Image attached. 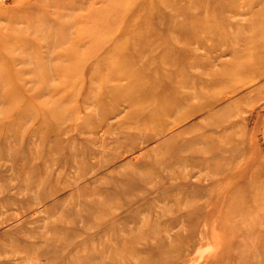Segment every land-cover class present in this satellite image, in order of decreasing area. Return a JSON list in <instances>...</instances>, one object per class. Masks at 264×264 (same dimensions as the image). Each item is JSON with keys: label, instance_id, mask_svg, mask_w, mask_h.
Here are the masks:
<instances>
[{"label": "rangeland", "instance_id": "374dc122", "mask_svg": "<svg viewBox=\"0 0 264 264\" xmlns=\"http://www.w3.org/2000/svg\"><path fill=\"white\" fill-rule=\"evenodd\" d=\"M0 264H264V0H0Z\"/></svg>", "mask_w": 264, "mask_h": 264}, {"label": "bare ground", "instance_id": "6f19581e", "mask_svg": "<svg viewBox=\"0 0 264 264\" xmlns=\"http://www.w3.org/2000/svg\"><path fill=\"white\" fill-rule=\"evenodd\" d=\"M194 28H197V26L194 27ZM212 28H213V27H212ZM204 29H205V28H204ZM175 33H176V32H175ZM174 35L176 36V34H174ZM174 35H173V36H174ZM194 35H195V34H194ZM196 36H197V35H196ZM187 37H188V36H187ZM194 38H195V37H194ZM194 38H193V39H194ZM258 39H260V38L258 37ZM173 40H174V39H173ZM183 40H184V39H183ZM148 41H149V40H148ZM176 41H177V39H176ZM197 41H198V39H197ZM200 41H201V40H200ZM255 41H256V39H255ZM149 42H150V41H149ZM154 42H155V41H154ZM161 42H162V41H161ZM179 42H180V41H179ZM182 42H183V41H182ZM147 43H148V42H147ZM150 43H151V42H150ZM158 43H159V41H158ZM153 45H154V44H153ZM157 45H158V44H157ZM256 45H257V44H256ZM158 46L160 47V45H158ZM162 46H163V45H162ZM155 47H156V46H155ZM155 47H154V48H155ZM255 47H256V46H255ZM148 48H149V47H148ZM152 48H153V47H152ZM156 49H157V48H156ZM154 50H155V49H154ZM253 50H254V49H253ZM156 51H157V50H156ZM194 53H195V52H194ZM130 54H131V53H130ZM125 56H126V55H125ZM131 56H133V54H132ZM175 56H176V55H175ZM196 56H197V55H196ZM254 57H256V56H254ZM245 58H246V57H245ZM128 59H129V58H128ZM131 59H132V57L130 58V60H131ZM135 59H136V58H135ZM246 59H247V61L249 60L248 57H247ZM251 59H252V61H254L253 58H251ZM254 59H255V58H254ZM132 61H135V60H134V56H133V60H132ZM188 61H189V60H187V62H188ZM245 61H246V60H245ZM248 63H249V62H248ZM251 63H252V62H251ZM142 69H143V68H142ZM192 69H193V68H192ZM236 70H237V69H236ZM148 71H149V70H148ZM149 72H150V71H149ZM169 73H170V72H169ZM232 73H234V72H232ZM237 73H238V72H237ZM217 74H218V73H217ZM217 74H216V75H217ZM217 76H219V75H217ZM130 77H131V76H130ZM138 77H139V76H138ZM138 77H137V78H138ZM180 77H182V76H180ZM188 78H189V77H187V79H188ZM140 79H141V78L139 77V80H140ZM183 80H184V79H183ZM177 81H179V80H177ZM181 81H182V79H181ZM146 82H147V81H146ZM182 82H184V81H182ZM178 83H180V82H178ZM148 84H149V83H148ZM174 84H175V83H174ZM181 88H182V86H181ZM177 89H178V88H177ZM141 90H142V89H141ZM137 93H138V92H137ZM137 93H136V94H137ZM123 94H124V93H123ZM138 94H139V93H138ZM138 94H137V95H138ZM134 95H135V94H133V96H134ZM176 95H177V94H176ZM179 95H180V94H179ZM179 97H180V96H179ZM136 98H137V97H136ZM151 99H152V98H151ZM180 99H181V98H180ZM178 100H179V98H178ZM142 102H143V101H142ZM179 102H180V101H179ZM145 103H146V102H145ZM173 103H174V102H173ZM177 103H178V102H177ZM177 103H176V104H177ZM169 105H170V104H169ZM168 107L170 108V106H168ZM165 108H166V107H165ZM172 108H173V107H172ZM170 111H171V110H170ZM136 112H137V110H136Z\"/></svg>", "mask_w": 264, "mask_h": 264}]
</instances>
